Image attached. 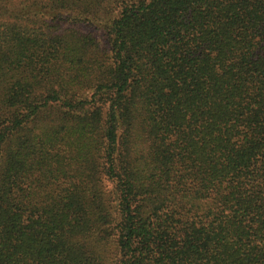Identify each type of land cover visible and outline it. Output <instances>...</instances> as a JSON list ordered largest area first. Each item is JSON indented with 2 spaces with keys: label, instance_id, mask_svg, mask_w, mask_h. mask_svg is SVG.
I'll use <instances>...</instances> for the list:
<instances>
[{
  "label": "trees",
  "instance_id": "trees-1",
  "mask_svg": "<svg viewBox=\"0 0 264 264\" xmlns=\"http://www.w3.org/2000/svg\"><path fill=\"white\" fill-rule=\"evenodd\" d=\"M0 264H264V0H0Z\"/></svg>",
  "mask_w": 264,
  "mask_h": 264
},
{
  "label": "rangeland",
  "instance_id": "rangeland-1",
  "mask_svg": "<svg viewBox=\"0 0 264 264\" xmlns=\"http://www.w3.org/2000/svg\"><path fill=\"white\" fill-rule=\"evenodd\" d=\"M89 29H91V28H89Z\"/></svg>",
  "mask_w": 264,
  "mask_h": 264
}]
</instances>
